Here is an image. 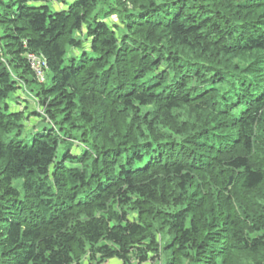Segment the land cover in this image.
<instances>
[{"label":"trees","instance_id":"obj_1","mask_svg":"<svg viewBox=\"0 0 264 264\" xmlns=\"http://www.w3.org/2000/svg\"><path fill=\"white\" fill-rule=\"evenodd\" d=\"M0 6V264H264V0Z\"/></svg>","mask_w":264,"mask_h":264},{"label":"built area","instance_id":"obj_2","mask_svg":"<svg viewBox=\"0 0 264 264\" xmlns=\"http://www.w3.org/2000/svg\"><path fill=\"white\" fill-rule=\"evenodd\" d=\"M27 61L37 81H44L46 66L45 59L39 54L29 53L27 54Z\"/></svg>","mask_w":264,"mask_h":264},{"label":"rangeland","instance_id":"obj_3","mask_svg":"<svg viewBox=\"0 0 264 264\" xmlns=\"http://www.w3.org/2000/svg\"><path fill=\"white\" fill-rule=\"evenodd\" d=\"M7 1V0H4V2ZM0 13H2V7L0 6ZM4 32V25L0 23V35ZM50 72L47 71L46 72V75L49 76ZM29 105L30 106H34L32 102H29ZM17 105H15V108H16ZM38 109V108H37ZM32 120V123H34L36 121V119H31ZM85 264L86 261H85ZM103 264H121V262L119 261V259L117 258H112V259H109L108 261H105ZM144 264H161L159 261H155L154 263H148V262H145Z\"/></svg>","mask_w":264,"mask_h":264}]
</instances>
